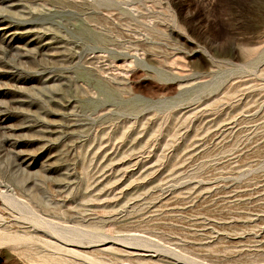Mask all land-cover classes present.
I'll return each instance as SVG.
<instances>
[{
  "label": "rangeland",
  "instance_id": "rangeland-1",
  "mask_svg": "<svg viewBox=\"0 0 264 264\" xmlns=\"http://www.w3.org/2000/svg\"><path fill=\"white\" fill-rule=\"evenodd\" d=\"M0 264H264V0H0Z\"/></svg>",
  "mask_w": 264,
  "mask_h": 264
},
{
  "label": "bare ground",
  "instance_id": "bare-ground-1",
  "mask_svg": "<svg viewBox=\"0 0 264 264\" xmlns=\"http://www.w3.org/2000/svg\"><path fill=\"white\" fill-rule=\"evenodd\" d=\"M77 234V233H76ZM70 236H72V235H70Z\"/></svg>",
  "mask_w": 264,
  "mask_h": 264
}]
</instances>
